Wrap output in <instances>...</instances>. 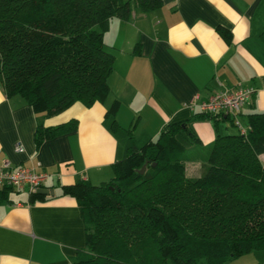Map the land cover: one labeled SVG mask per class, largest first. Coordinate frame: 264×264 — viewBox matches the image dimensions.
Wrapping results in <instances>:
<instances>
[{"label": "trees", "instance_id": "obj_1", "mask_svg": "<svg viewBox=\"0 0 264 264\" xmlns=\"http://www.w3.org/2000/svg\"><path fill=\"white\" fill-rule=\"evenodd\" d=\"M161 6L162 0H0V87L44 117L75 102L103 103L114 63L103 39L110 20ZM216 31L230 42V31ZM259 38L264 42V28ZM117 104L105 115L114 116ZM191 119L211 120L216 131L194 178L184 166L187 145L200 142L190 119L170 123L155 138L112 119L110 133L123 147L112 177L60 186L61 195L76 200L85 232V245L64 264H223L264 250V111L246 115L245 133L229 115L198 111ZM225 120L237 132L220 133ZM76 125L70 119L45 127L38 120L35 144ZM13 189L0 185V201ZM44 199L29 192L31 203Z\"/></svg>", "mask_w": 264, "mask_h": 264}, {"label": "crops", "instance_id": "obj_2", "mask_svg": "<svg viewBox=\"0 0 264 264\" xmlns=\"http://www.w3.org/2000/svg\"><path fill=\"white\" fill-rule=\"evenodd\" d=\"M218 27L230 31V42L218 34ZM263 28L264 0H162L150 12L110 20L103 39L114 63L103 103L85 107L75 102L44 117L24 98L7 97L0 87V166L9 160L12 166L43 170L48 177L41 187L53 192L31 203L24 186L0 201V264H64L85 245L77 202L61 195L60 186L80 179L98 184L112 177V164L123 152L109 130L113 118L123 128L134 126L135 135L152 138L170 123L190 119L200 142L188 149L205 155L216 131L211 120L191 119L199 111L190 104L195 95L205 99L241 83L255 90L238 118L264 111ZM114 101L115 115L106 116ZM70 119L77 120L75 130L36 146L38 120L47 127ZM15 144L23 151H15ZM223 264H264V250Z\"/></svg>", "mask_w": 264, "mask_h": 264}, {"label": "built area", "instance_id": "obj_3", "mask_svg": "<svg viewBox=\"0 0 264 264\" xmlns=\"http://www.w3.org/2000/svg\"><path fill=\"white\" fill-rule=\"evenodd\" d=\"M254 87L237 83L231 87H224L213 92L205 99H199L195 95L190 100L191 105H197L198 110L203 113L229 115L241 133L246 128L241 124L238 114L242 106L254 93ZM14 150L22 152L21 144H15ZM48 174L34 168L12 166L9 160H4L0 166V185H9L14 188L27 186L29 192H35L47 179Z\"/></svg>", "mask_w": 264, "mask_h": 264}, {"label": "rangeland", "instance_id": "obj_4", "mask_svg": "<svg viewBox=\"0 0 264 264\" xmlns=\"http://www.w3.org/2000/svg\"><path fill=\"white\" fill-rule=\"evenodd\" d=\"M239 121L245 128L247 127V120L244 115L239 118ZM219 130H220V133L222 134L227 133L225 131L237 132L236 128L230 125V123L227 120H225L219 126ZM188 148H189V145H187V149ZM206 155L207 154L204 155L202 151L194 153L190 149L186 150L185 155H184L185 156V159H184L185 173L187 175H198L199 173L200 175L203 172V169L206 163V157H207ZM261 160L264 164V158H262ZM13 192H16V189L11 191L10 194H12Z\"/></svg>", "mask_w": 264, "mask_h": 264}, {"label": "water", "instance_id": "obj_5", "mask_svg": "<svg viewBox=\"0 0 264 264\" xmlns=\"http://www.w3.org/2000/svg\"><path fill=\"white\" fill-rule=\"evenodd\" d=\"M145 165H146V164H143V165L141 166V168L138 170L139 173H142V172L144 171V169H145ZM35 192H37V193H39V194H44V195H53L52 190H48L47 188H44V187H39V188H37V190H36Z\"/></svg>", "mask_w": 264, "mask_h": 264}]
</instances>
